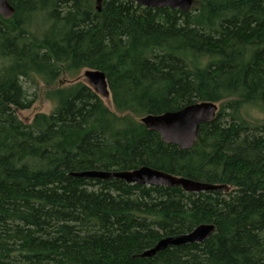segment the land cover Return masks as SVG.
<instances>
[{
	"label": "trees",
	"instance_id": "trees-1",
	"mask_svg": "<svg viewBox=\"0 0 264 264\" xmlns=\"http://www.w3.org/2000/svg\"><path fill=\"white\" fill-rule=\"evenodd\" d=\"M0 15V264H264V0H195L190 11L133 0H10ZM66 65L106 74L115 111L85 81L52 90L49 114L24 80L53 85ZM220 103L190 149L137 117ZM150 166L222 185L188 192L86 170ZM212 223L202 242L141 254Z\"/></svg>",
	"mask_w": 264,
	"mask_h": 264
},
{
	"label": "water",
	"instance_id": "water-1",
	"mask_svg": "<svg viewBox=\"0 0 264 264\" xmlns=\"http://www.w3.org/2000/svg\"><path fill=\"white\" fill-rule=\"evenodd\" d=\"M145 7L180 9L190 11L195 0H133ZM102 0H96V5L101 10ZM15 14V7L10 0H0V15L10 19ZM84 78L87 83L103 98H110V89L106 74L98 69H85ZM219 111V104L213 101H200L189 104L176 111H167L162 114H146L140 121L150 130L158 132L167 144H174L180 149H190L197 142L201 125L212 121ZM76 176H86L98 179L119 178L128 183H137L149 186H181L188 192H202L221 189L222 185L202 182L191 178L176 176L171 173L150 167L142 166L134 170L105 171L86 170L75 172ZM215 230L212 223H203L188 233L167 236L156 245L146 249L141 256L151 257L168 246L183 245L202 242L209 238Z\"/></svg>",
	"mask_w": 264,
	"mask_h": 264
},
{
	"label": "rangeland",
	"instance_id": "rangeland-1",
	"mask_svg": "<svg viewBox=\"0 0 264 264\" xmlns=\"http://www.w3.org/2000/svg\"><path fill=\"white\" fill-rule=\"evenodd\" d=\"M66 67V65L62 67V73L53 85H46L39 77L34 78L35 82L32 80H24L23 85L25 89L28 91L30 97L36 100L31 108L17 111L18 116L23 121L30 123L37 113L49 114L55 110L57 102L52 96L53 89L64 87L78 80L87 82L83 75L84 70L78 75H71ZM104 101L107 106L115 111L111 97L104 99ZM218 104L220 106V103ZM241 115L251 124L262 123L264 121V107L257 103L245 102L241 107ZM140 118L137 117L138 120Z\"/></svg>",
	"mask_w": 264,
	"mask_h": 264
}]
</instances>
